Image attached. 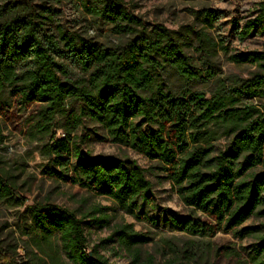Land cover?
Listing matches in <instances>:
<instances>
[{"label": "trees", "instance_id": "1", "mask_svg": "<svg viewBox=\"0 0 264 264\" xmlns=\"http://www.w3.org/2000/svg\"><path fill=\"white\" fill-rule=\"evenodd\" d=\"M78 1L123 41L103 49L60 27L51 32L46 28L49 16L17 14L15 0H0V94L7 92L22 110L39 105L31 130L49 138L43 146L48 177L105 198L136 220L145 219L147 211H162L152 222L170 232L196 238L217 232L239 239L256 234L259 229L240 227L250 218L264 219V106L246 103L243 97L264 98V50L231 57L254 70L246 80L229 85L216 80L209 94L174 91L164 84L161 71L170 67L181 77H194L191 54L215 48L206 35L147 30L119 0ZM257 13L238 34L240 41L251 32L264 33V3ZM201 19L211 28L215 15L204 10ZM65 56L77 63L81 77H69L60 62ZM58 122L64 137L54 140L51 128ZM86 123L101 131L98 140L137 153L153 165L143 169L127 157L82 151L81 139L71 134ZM155 172L166 176L187 215L157 208L147 178ZM16 192L10 179L0 176V203L23 205ZM104 211L96 208L80 215L35 204L28 209V228L41 252L40 245L49 247L56 240L67 264H109L99 255L109 244L125 253L130 264H154L151 256L141 258V248L151 239L128 224L117 226L88 250L86 228L107 227ZM256 239L249 263L264 264V234ZM164 264L181 262L175 256Z\"/></svg>", "mask_w": 264, "mask_h": 264}, {"label": "rangeland", "instance_id": "2", "mask_svg": "<svg viewBox=\"0 0 264 264\" xmlns=\"http://www.w3.org/2000/svg\"><path fill=\"white\" fill-rule=\"evenodd\" d=\"M128 14L147 30L160 27L171 32H189L192 36L206 35L215 48L207 54L197 50L191 54L193 72L191 78L181 77L170 67L161 71L164 84L174 90L190 89L209 94L216 80L226 85L234 81L250 78L253 69L245 64H235L231 57L254 51L264 50V33L251 32L243 41L238 34L244 26L258 17L259 4L264 0H119ZM19 9L17 14L31 12L49 16L51 22L46 26L53 32L56 27L68 34L76 35L96 43L101 48L118 45L123 39L111 31V26L103 20L87 14L78 0H15ZM2 3H0V7ZM214 13L215 20L211 28L202 22V12ZM60 62L66 67L71 79L82 76L77 63L65 56ZM211 76V77H210ZM244 102L256 107L264 106V98L243 97ZM2 103H5L4 105ZM0 176L10 179L16 189V195L24 204L0 203V264H67L56 240L49 247H36L28 228V209L35 204H52L75 211L82 215L96 208L105 209L109 216V225L102 229L86 228L88 250L108 238L112 230L122 224H128L133 230L144 234L151 241L141 248V258L151 256L154 264H164L175 256L181 264H250L249 253L264 234L261 228L263 218H250L240 228H255L252 237L236 238L230 233L217 232L213 237H189L180 232H170L167 227L155 224L156 214L162 211H147L145 219L136 220L124 214L111 201L96 197L77 185L63 183L48 177L45 166L49 164L43 146L49 138L31 130L39 110L33 104L19 109L8 93L0 94ZM51 128L54 140L62 139L64 133L58 127ZM97 135L94 136L93 134ZM81 139L78 143L82 151L94 156L127 157L138 166L148 169L153 164L141 155L120 148L108 140H98L101 131L91 123H86L71 137ZM89 136V139L85 138ZM224 141L219 142L223 147ZM152 184L154 203L159 210H168L185 216L189 210L179 200L171 183L164 174H147ZM158 212V213H157ZM202 220L209 222L201 216ZM99 255L109 264H130L125 253L109 244L99 250Z\"/></svg>", "mask_w": 264, "mask_h": 264}]
</instances>
